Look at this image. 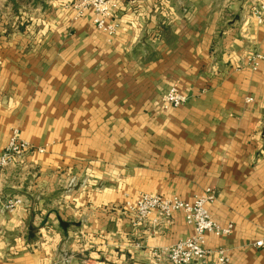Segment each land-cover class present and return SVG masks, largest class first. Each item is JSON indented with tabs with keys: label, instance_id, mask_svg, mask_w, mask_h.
I'll list each match as a JSON object with an SVG mask.
<instances>
[{
	"label": "crops",
	"instance_id": "0c3cea01",
	"mask_svg": "<svg viewBox=\"0 0 264 264\" xmlns=\"http://www.w3.org/2000/svg\"><path fill=\"white\" fill-rule=\"evenodd\" d=\"M261 1L119 0L111 43L67 0L25 2L45 11L0 28V150L19 128L46 152L0 175V264H169L193 229L181 213L136 225L123 203L142 194L207 195L234 227L207 247L264 264ZM176 82L188 103L164 111Z\"/></svg>",
	"mask_w": 264,
	"mask_h": 264
},
{
	"label": "built area",
	"instance_id": "2783aa9c",
	"mask_svg": "<svg viewBox=\"0 0 264 264\" xmlns=\"http://www.w3.org/2000/svg\"><path fill=\"white\" fill-rule=\"evenodd\" d=\"M66 5L77 13L78 18L93 17L92 24L95 29L103 34L107 42L115 40L120 25L114 20L119 9V0H67ZM252 16L258 24L264 23V0L259 2L251 10ZM264 60L259 53L253 54L248 62L253 71L260 68ZM188 96L181 90L176 82L170 90L161 98L160 107L164 111L179 109L188 103ZM249 103L251 98L247 100ZM44 147H36L25 140L19 128H13L7 145L0 150V175L3 171L23 166L32 154H44ZM75 179L72 180V185ZM1 192V188H0ZM123 208L126 214L133 218L136 225H159L164 220L171 219L175 214L181 213L186 224L193 229V235L184 238L169 248L165 249V255L169 264H230V252L224 248L209 249L207 237H229L233 233V225L223 226L212 217L208 205L211 199L207 195L196 196L192 201H184L178 197H164L161 195L142 194L132 201L126 196ZM23 205L20 198L8 200L4 210L9 213L16 212ZM263 242L257 245L262 246ZM162 251L154 252L156 257L161 256ZM61 264H70V258L64 254Z\"/></svg>",
	"mask_w": 264,
	"mask_h": 264
},
{
	"label": "rangeland",
	"instance_id": "374dc122",
	"mask_svg": "<svg viewBox=\"0 0 264 264\" xmlns=\"http://www.w3.org/2000/svg\"><path fill=\"white\" fill-rule=\"evenodd\" d=\"M25 2H30V0H0V28L2 33H9L11 28L14 27V29H16L19 22L22 21V19L24 20V18L29 19L28 16L30 17L31 14H36L38 16L45 11L41 8H35V6L33 4L31 5V3L30 6H27L28 4ZM65 7H67V5ZM75 14L77 16L76 12ZM22 23L23 25L26 24L24 21H22ZM8 24L11 25L8 26Z\"/></svg>",
	"mask_w": 264,
	"mask_h": 264
}]
</instances>
